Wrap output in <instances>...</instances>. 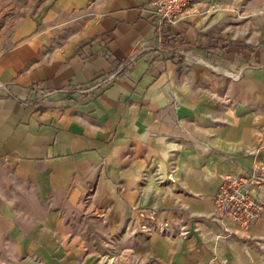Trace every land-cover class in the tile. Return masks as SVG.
Listing matches in <instances>:
<instances>
[{"label":"crops","instance_id":"1","mask_svg":"<svg viewBox=\"0 0 264 264\" xmlns=\"http://www.w3.org/2000/svg\"><path fill=\"white\" fill-rule=\"evenodd\" d=\"M153 1L42 0L1 37L0 264H264V219L213 202L264 169V0L162 37Z\"/></svg>","mask_w":264,"mask_h":264},{"label":"built area","instance_id":"2","mask_svg":"<svg viewBox=\"0 0 264 264\" xmlns=\"http://www.w3.org/2000/svg\"><path fill=\"white\" fill-rule=\"evenodd\" d=\"M197 1L154 0V19L159 37L192 14ZM115 76L116 74H112L96 80L89 87L79 88L78 91L86 93L96 90L108 84ZM263 186V168H257L246 175L225 176L214 196L215 212L223 218L235 221L243 229H249L255 221L264 219V202L257 195V191ZM147 232L170 237L175 235L172 225L168 222L154 224ZM186 234L185 230H181V236Z\"/></svg>","mask_w":264,"mask_h":264},{"label":"rangeland","instance_id":"3","mask_svg":"<svg viewBox=\"0 0 264 264\" xmlns=\"http://www.w3.org/2000/svg\"><path fill=\"white\" fill-rule=\"evenodd\" d=\"M41 1L42 0H3V2L6 3L0 8V40L2 36L7 37L15 25L20 22L25 15L36 12L37 6ZM11 2L17 9H11ZM31 7H33V9H30ZM4 47V40L0 41V48L2 49Z\"/></svg>","mask_w":264,"mask_h":264}]
</instances>
